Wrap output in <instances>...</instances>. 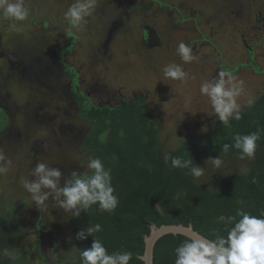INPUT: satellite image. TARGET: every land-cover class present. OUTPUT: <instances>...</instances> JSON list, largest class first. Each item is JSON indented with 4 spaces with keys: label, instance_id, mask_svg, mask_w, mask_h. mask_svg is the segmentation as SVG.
<instances>
[{
    "label": "rangeland",
    "instance_id": "rangeland-1",
    "mask_svg": "<svg viewBox=\"0 0 264 264\" xmlns=\"http://www.w3.org/2000/svg\"><path fill=\"white\" fill-rule=\"evenodd\" d=\"M96 1L95 10L99 6L98 0ZM166 1L174 7L180 6L181 11L184 8H192V12L187 9L182 12L179 10L170 12L164 6L166 4L160 8L166 11L162 12L158 9L159 0H156L157 3H153L154 10L150 13V18L154 26L156 24L160 26L159 37L165 43L157 49L145 50L144 57V52L139 51L140 41L138 42L135 34L123 35L120 44L121 51L116 50V55L124 53L130 59V63L116 68L120 79L114 82L116 90H119L125 98L132 96L133 92L148 96L146 109L154 116L159 131L160 144L156 149L162 158L169 156L170 152L176 150L185 140L198 139L219 121L209 99L201 95L200 85L203 81L211 80L216 76L220 70V59L227 67H234L238 63L248 65L249 58L241 41L242 36L248 44L255 47L254 63L258 71L253 73L251 67L246 66L233 73L238 80L244 81V93L238 98L241 111L249 107L248 100L254 102L264 94V36L261 38L258 32L251 28L255 11L264 12V0ZM44 2H46L45 8L60 11L61 7L68 9L75 0H44ZM62 11L61 17L63 16ZM155 13L160 15L159 19H154ZM195 13L199 14L198 18ZM200 16L204 20L197 22L201 20ZM181 17H185L189 22L178 25L177 22ZM0 20H2L0 22V48L3 49L2 51H7L15 42L14 39L11 40L15 36L12 34L22 32L24 25L20 26L17 21L6 20L2 16ZM181 21L183 22L182 19ZM89 26L92 27L91 24ZM44 28L48 33H52L48 28ZM81 31L84 32L85 29L81 28ZM209 36L210 43L207 42L204 47L194 50L197 42L201 41L200 39ZM96 42L94 41L93 45L97 44ZM180 42L192 46L193 54L196 56L195 60L190 63L182 61L177 54V46ZM170 63L180 64L184 68L189 74L187 81L171 80L164 76L163 68ZM79 66L77 64V67ZM89 69L92 68L89 67ZM122 69L126 70L121 72ZM89 77L90 75L85 76L87 80ZM10 79L12 82L8 83L7 79L6 85L0 87V111H3L13 121L12 127L15 125L21 135L19 134L15 145H12L2 140L3 136L8 139L11 137L10 130L4 134L0 133V150L12 161L7 173L0 175V215L6 216L11 225V233L16 238L15 250H7L4 254L8 259L11 258L14 264H50L39 248V239L35 232L36 226H39V229L52 228L54 230L53 264H74V261L78 264L76 249L86 248V244L85 241L75 238L79 231L73 221L76 217L71 212L60 208L51 197L44 206L38 209L31 199V194L22 187V184L25 179L34 178L31 173L37 161L60 168L65 176L73 170L88 171L86 165L92 158V152L84 150L81 142L90 128L76 119L73 104L70 106L68 100L62 99L63 94L59 89L61 85L56 84V80H52L51 85L47 86L48 84H41L35 80ZM42 79L44 82V78ZM99 85L100 94L104 95L106 90L102 89L100 83ZM105 85L108 84L105 83ZM47 87H50V92L47 91ZM47 93H50L52 100H47L48 97H45ZM110 100L111 97H104L101 101L110 102ZM113 101L116 102V99L114 98ZM41 105L45 106L47 113H54L55 119L66 117L63 120L65 124L62 126L64 135L59 132L54 134L50 129L45 132L46 135L43 134L44 131L39 128L41 127L39 123H41L42 110L38 107ZM34 116L38 117L34 118ZM30 121L33 128L37 130L35 133L37 135L27 139V134L23 131L24 128L25 130L30 129ZM69 128L72 130L71 137L66 134ZM57 129V127L52 128L54 131L59 130ZM108 141L109 135H106L102 143ZM261 154H264V146L257 147L255 158L251 160L240 159L239 152H224L219 155L224 161L221 168L213 167L210 159H204L195 164L204 168V174L199 178L188 176L195 185L214 191L219 179L236 174H248L253 161Z\"/></svg>",
    "mask_w": 264,
    "mask_h": 264
},
{
    "label": "trees",
    "instance_id": "trees-1",
    "mask_svg": "<svg viewBox=\"0 0 264 264\" xmlns=\"http://www.w3.org/2000/svg\"><path fill=\"white\" fill-rule=\"evenodd\" d=\"M142 103L139 98L131 105L112 110L92 108L86 112L84 118L91 131L84 147L92 152V158L99 157L111 169L119 205L113 212L100 211L96 205L87 213L82 212L73 220L77 231L89 224H99L102 231L94 236L109 253L129 251L133 253L129 264H144L139 257L144 251L143 238L149 234L147 222L157 227L190 225L203 237L215 239L216 234L226 236L233 226L218 222V217L236 216L237 209L252 215L264 214V154L253 161L248 174L219 179L214 191L195 185L186 169L172 168L158 155L159 131L154 116L147 114ZM241 115L240 120H231L228 126L217 121L204 135L185 140L169 156L191 158L196 164L224 153L223 145L231 144L234 135L264 129V94ZM104 131L109 135L107 143L98 138ZM257 144L264 146V132ZM157 204L163 207V214L157 211ZM187 239L180 235L158 239L153 247V264H174V249ZM15 240L8 219L0 215V264H14L4 252L15 250ZM92 240L91 236L84 240L86 248Z\"/></svg>",
    "mask_w": 264,
    "mask_h": 264
},
{
    "label": "flooded vegetation",
    "instance_id": "flooded-vegetation-1",
    "mask_svg": "<svg viewBox=\"0 0 264 264\" xmlns=\"http://www.w3.org/2000/svg\"><path fill=\"white\" fill-rule=\"evenodd\" d=\"M98 2L99 6L97 10L87 18L86 26L81 27L83 30L85 29V31L82 32L81 28H72L65 19L64 13L67 8L61 7L62 9L60 11H54L52 8H45L46 2H44V0H31V14L33 13V15H30L26 21L18 22L20 26H24L22 32L12 34L16 37L14 36V38L11 39H14L15 42L11 44L10 49L2 51L3 49L0 48V87L6 85L7 79L8 83L9 81L12 82L10 78H16V81H20L22 78L32 81L35 80L41 84H48L47 86L51 85L52 80H56V84L61 85L59 89L63 94L62 99L68 100L70 106L73 104L76 119L81 123L87 124L90 128L89 131H91V127L87 121H85L86 118H84V116L86 112L92 108L99 109L106 107L112 110L118 106L123 107L126 104L131 105L135 102V99L141 98L143 100V108L147 111V114L152 115V113H149L146 109L149 99L148 96L140 92H133L132 96L125 98L119 90H116L114 87L116 84L114 82L120 79V76L116 72V68L120 65L124 67L125 64L128 65V63H130V59H128L124 53L121 52L120 55H116V50L121 51L120 44L123 35L126 36L128 33L132 35L135 34L138 42L140 41V47H138L139 51L140 53L144 52V57L145 50L151 51L152 49H157L165 43L159 37L161 34L160 26L157 24L154 26L152 23L153 20L150 18V13L154 10L153 3L157 2L156 0L153 2L151 0H98ZM157 4L159 6V11L162 12H166L160 9L164 4H166L164 6L167 7L170 12L181 11L179 9L180 6L174 7L166 0H159ZM184 9L192 12V8ZM61 11L63 13L62 17L60 16ZM196 15L198 18L199 14ZM185 17H181L183 22L179 19L177 24L181 25L184 22H189ZM159 18L160 15L156 14V16H154L155 20ZM200 18L201 20H197V22L204 20L202 16H200ZM252 20L253 25L251 28L256 30L262 38V36H264V12L255 11ZM1 21L2 20H0V22ZM90 24L92 27L89 26ZM44 27L48 28L52 33H48ZM111 30L112 33L110 38H108ZM209 38L210 36L208 38L204 37L200 39L201 41L197 39L200 42H197L194 50L198 47H204L207 42L210 43L208 40ZM241 38L249 58V63L246 66L251 67L253 73H257L258 67L254 63L256 55L254 51L255 47L248 44L243 36ZM94 41H97V44L93 45ZM122 49L125 50L123 46ZM77 64L80 66L77 67ZM88 66L92 69H89ZM246 66L243 63H238L234 67H227L222 63V59L219 60L220 69L228 68L233 73H236ZM125 70L126 69H122L121 72ZM88 75H90V77L87 80L85 76ZM42 78H44V82ZM99 83L102 89L106 90L104 95L100 94ZM105 83L108 85H105ZM49 88L50 87H47L48 92H50ZM45 97H48L47 100H52L50 98V93H47ZM104 97H111L110 102L101 101ZM114 98L116 102L113 101ZM56 108L60 109L59 106H56ZM38 109L42 110V116L40 118L41 123H39L41 127L39 128L44 131L43 134L46 135L45 132H48L50 129L54 134L59 132L61 135H64L62 133L64 131L62 130V126L65 124L63 120L66 119V117L55 116V119L53 117L55 114L47 113L44 105H41ZM83 112H85L84 115ZM66 115L68 116V114ZM82 115L83 117L81 118ZM35 117L37 118L38 116H34V118ZM49 120L53 121L48 122ZM31 123L30 121V129L25 130L24 128L23 131L24 134H27V139L37 135L35 134L37 130L33 128ZM12 126L13 121L10 120L3 111H0V133L4 134L7 130H10L9 135H11L9 139L3 136L2 140L5 143L15 145L20 133H18V128L15 125L14 127ZM53 127H57L59 130L57 129L58 131H54L52 130ZM71 131V128H69L66 134L70 136ZM14 135H17V137ZM89 135L88 132L81 142V147L84 150L86 149L83 142ZM103 135L105 137L108 133L104 131L102 134H99V140H101L100 137ZM31 141L32 140H30V142ZM17 144H19V142ZM35 232L38 239L44 236L50 240L52 246L51 251L53 253V264L55 256L54 230L52 228L43 230L39 229V226H36Z\"/></svg>",
    "mask_w": 264,
    "mask_h": 264
},
{
    "label": "clouds",
    "instance_id": "clouds-1",
    "mask_svg": "<svg viewBox=\"0 0 264 264\" xmlns=\"http://www.w3.org/2000/svg\"><path fill=\"white\" fill-rule=\"evenodd\" d=\"M96 0H75L64 13L65 19L72 28L86 26L87 18L95 11ZM32 12L31 0H0V16L6 20L26 21ZM177 54L185 63L196 59L190 44L180 42ZM163 74L171 80L185 82L189 74L180 64L170 63L163 68ZM201 95L206 96L211 107L224 126L231 120H240L241 104L238 98L244 93V81L238 80L228 68H221L211 80H205L200 85ZM253 104L252 100L247 101ZM184 118V114H182ZM264 129L258 128L249 134H236L231 144H224L223 151L227 153L235 149L240 159H254ZM103 141L104 137H100ZM165 163L172 168L186 169L187 175L199 178L204 174V168L193 164L191 158L165 156ZM213 167L221 168L224 161L220 156L210 158ZM12 161L0 150V175L7 173ZM86 168L88 171L73 170L65 176L60 168L49 166L37 161L32 169L33 179H25L22 187L31 194V199L40 209L51 197L56 204L74 217H80L82 212H88L94 205L100 211L113 212L119 205V197L112 184L111 169L106 168L99 157L90 158ZM156 209L163 214V207L157 204ZM236 217H239L236 220ZM218 222L233 225L227 230V235L216 234L215 239H207L193 235L181 242L175 249L174 264H264V214L252 215L243 209H237L236 216H220ZM102 231L99 224L88 225L76 233V239L87 240L93 237L91 246L77 248L76 258L79 264H129L133 253L115 251L109 253L103 242L94 234ZM75 264V261H74Z\"/></svg>",
    "mask_w": 264,
    "mask_h": 264
},
{
    "label": "water",
    "instance_id": "water-1",
    "mask_svg": "<svg viewBox=\"0 0 264 264\" xmlns=\"http://www.w3.org/2000/svg\"><path fill=\"white\" fill-rule=\"evenodd\" d=\"M112 33V30L109 32V37ZM146 225L149 227V234L145 235L143 238L144 242V251L139 259L144 264H153V247L158 239L165 235H180L186 238H189L193 235H200L193 228L189 226L178 225H161L159 227L155 226L153 223L147 222ZM203 237V236H202ZM205 238V237H204ZM39 248L43 255L47 258L49 263H52L53 253L51 251V244L48 238L41 236L39 239Z\"/></svg>",
    "mask_w": 264,
    "mask_h": 264
}]
</instances>
